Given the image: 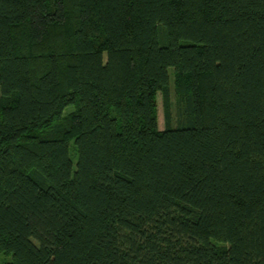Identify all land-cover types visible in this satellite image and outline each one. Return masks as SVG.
I'll return each instance as SVG.
<instances>
[{"label": "trees", "instance_id": "trees-1", "mask_svg": "<svg viewBox=\"0 0 264 264\" xmlns=\"http://www.w3.org/2000/svg\"><path fill=\"white\" fill-rule=\"evenodd\" d=\"M0 253L264 264V0H0Z\"/></svg>", "mask_w": 264, "mask_h": 264}, {"label": "rangeland", "instance_id": "rangeland-1", "mask_svg": "<svg viewBox=\"0 0 264 264\" xmlns=\"http://www.w3.org/2000/svg\"><path fill=\"white\" fill-rule=\"evenodd\" d=\"M170 111L172 116V124L175 125L177 120V106H178V100H177V94L174 91L173 88V82L171 81L170 85ZM69 110V107L65 109V113ZM157 122L159 129H164L165 127V109H164V103H163V96L161 92H158L157 94ZM72 145V144H71ZM10 259V255H5L0 253V264H2L5 261H8Z\"/></svg>", "mask_w": 264, "mask_h": 264}]
</instances>
